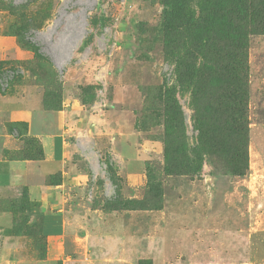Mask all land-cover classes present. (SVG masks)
<instances>
[{
    "label": "rangeland",
    "instance_id": "374dc122",
    "mask_svg": "<svg viewBox=\"0 0 264 264\" xmlns=\"http://www.w3.org/2000/svg\"><path fill=\"white\" fill-rule=\"evenodd\" d=\"M169 1L173 19L168 0H0V100L10 92L20 105L0 108V151L43 158L31 127L67 145L53 185L68 234L48 240L32 223V260L64 252L69 264H264V30L246 17L217 22L222 49L242 31L250 87L246 158L230 140L248 172L227 175L190 152L198 87L185 52L207 16L201 0ZM168 88L191 163L166 172Z\"/></svg>",
    "mask_w": 264,
    "mask_h": 264
},
{
    "label": "trees",
    "instance_id": "16d2710c",
    "mask_svg": "<svg viewBox=\"0 0 264 264\" xmlns=\"http://www.w3.org/2000/svg\"><path fill=\"white\" fill-rule=\"evenodd\" d=\"M200 13L207 16L203 26L198 29L194 48L185 52L188 60L186 68L194 74L193 83L196 89L195 105L196 126L199 131L198 148L190 152L195 160L202 153L214 158L216 166L227 175L246 176L248 165L235 163L236 145L230 140L240 143L241 158H246V143L248 140V120L246 101L250 87L248 85V68L244 53V36L242 31H236L231 49H222L223 36L217 28V22L226 16L245 19L258 30H264V0H201ZM169 19L174 18L173 2H167ZM22 29L20 33H24ZM205 51V53H201ZM1 81V80H0ZM2 82V81H1ZM0 82V89L3 84ZM168 88L164 97L165 109L163 122L165 127V171L169 172L173 164L187 166L188 148L185 140L184 117L180 126H175L172 115L175 102ZM176 105V104H175ZM181 115H179V119ZM199 151V154H198ZM195 169V167H194ZM199 172V170L195 169Z\"/></svg>",
    "mask_w": 264,
    "mask_h": 264
},
{
    "label": "crops",
    "instance_id": "0c3cea01",
    "mask_svg": "<svg viewBox=\"0 0 264 264\" xmlns=\"http://www.w3.org/2000/svg\"><path fill=\"white\" fill-rule=\"evenodd\" d=\"M13 98L10 92L1 96L0 108L10 112L20 106ZM31 133L42 144L43 158L12 159L0 151V264H69V257L61 258L64 252L44 260L27 255L32 223H40L41 234L52 241L65 238L71 224L66 203L56 195L59 186L53 185V176L65 171L66 142L37 127Z\"/></svg>",
    "mask_w": 264,
    "mask_h": 264
}]
</instances>
